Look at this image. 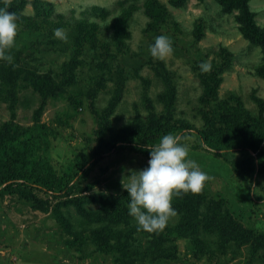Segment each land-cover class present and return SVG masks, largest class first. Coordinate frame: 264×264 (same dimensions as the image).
I'll list each match as a JSON object with an SVG mask.
<instances>
[{
  "label": "rangeland",
  "instance_id": "obj_1",
  "mask_svg": "<svg viewBox=\"0 0 264 264\" xmlns=\"http://www.w3.org/2000/svg\"><path fill=\"white\" fill-rule=\"evenodd\" d=\"M41 1L51 15L28 5L26 19H17L12 62L0 60V146L20 139L31 153L46 156L59 180L76 158L81 169L100 157L74 197L119 195L150 159L120 151L122 142L173 129L209 177L190 202L205 219L218 216L228 227L218 240L195 235L187 217L176 215L162 230L170 231L175 246L171 258L127 263L110 249L132 245L138 259L147 239L138 243L110 232L100 234L102 240L98 225L62 207L63 199L5 195L0 264H264V172L258 175L257 168L250 178L233 170L236 162L256 157L254 147L264 148V0L248 1L262 45L245 37L238 12H225L216 0L183 6L173 0ZM155 4L168 16L159 28L149 16ZM96 8L105 15L93 13ZM57 28L66 40L54 35ZM159 35L173 46L164 60L149 52ZM197 132L234 148L229 159L203 146ZM99 214L94 206L93 217Z\"/></svg>",
  "mask_w": 264,
  "mask_h": 264
},
{
  "label": "trees",
  "instance_id": "obj_2",
  "mask_svg": "<svg viewBox=\"0 0 264 264\" xmlns=\"http://www.w3.org/2000/svg\"><path fill=\"white\" fill-rule=\"evenodd\" d=\"M188 0H173L175 6H183ZM225 12L233 13L238 12V22L242 26V31L246 38L257 45L263 44V33L253 22V14L249 12L248 1L249 0H216ZM28 5H32L38 12H47L50 16L53 9L48 7V4L41 0H16L13 3L0 2V9H6L10 13L14 12L17 19H26L23 11ZM49 8V9H48ZM93 13H100L105 15L104 9H93ZM149 16L151 17L154 27L159 28L167 21L166 8L161 4H155L149 10ZM64 18V16H61ZM201 29L199 34L201 35ZM225 54V60L228 57V53ZM173 133V129L157 128L150 132L144 133L137 137L135 140H126L122 142L120 151L130 150L137 153L146 154L150 158L149 148L155 146L163 135ZM197 136L201 141V144L206 147L215 150H223L222 157L229 159V152L234 148H226L222 146L218 138L215 136L203 134L197 132ZM256 157H250L244 162H236L233 167L234 172L238 175H248L250 178H254L256 169L258 168V175L264 172V148L259 149L254 147ZM38 155L28 151L23 145L20 139L13 138L7 144L2 143L0 146V196H20V197H36L42 194L45 202H49L48 198L63 199L62 207L71 210L76 208L80 214L86 217L87 222L91 224H97L99 230L98 236L103 233L116 232L118 237L122 235H128L133 237L132 239L138 243H141L143 239L148 240V246L145 253L138 256V259H133L135 251L131 249L132 245L120 246L116 250L110 249V253L117 252L120 257L127 263L142 260L147 256L152 257L155 261L171 258V250L175 248L172 244V239L169 232H153L148 233L140 230L133 217L129 215V200L128 192L125 191L119 195H112L108 193H96L92 195H85L80 198H75L77 194H81L82 190L80 186L86 180L88 174L94 169L96 164L101 161L100 157H95L94 160H89L83 164L81 169H78L77 158L68 163L64 173L62 174V180H59L58 175L54 171V167L43 159L45 155ZM228 157V158H227ZM190 195L181 193L179 196H173L172 207L179 215L186 216L187 222L193 226V232L195 235L204 232V236L214 235L215 239L224 235V228L228 227V223H225L218 216H209L205 219L200 214V206L193 205L190 201L193 198L198 197V193H188ZM42 199V200H43ZM93 206V207H92ZM98 206L102 215H96L93 217L92 208ZM59 208V206L57 207ZM186 212V213H185ZM185 219V220H186ZM182 221V223L185 222ZM179 221L177 222V224ZM227 226V227H226ZM176 230H174L175 232ZM176 235H180L178 231ZM230 233V232H229ZM226 234V235H229ZM103 235H100V239L103 240ZM233 238H235L233 236ZM112 240V239H111ZM107 241V240H106ZM105 241V242H106ZM263 246V242H260ZM264 248V246H263ZM137 251V249H136Z\"/></svg>",
  "mask_w": 264,
  "mask_h": 264
},
{
  "label": "clouds",
  "instance_id": "obj_3",
  "mask_svg": "<svg viewBox=\"0 0 264 264\" xmlns=\"http://www.w3.org/2000/svg\"><path fill=\"white\" fill-rule=\"evenodd\" d=\"M18 34L17 17L14 12L0 9V60L12 62L11 50L16 45ZM57 38L66 40L62 28L54 30ZM150 55L164 60L173 53L170 38L159 35L149 47ZM202 71H209L210 65L201 64ZM183 136L169 133L149 148L148 167L137 171L130 182L123 186L129 200V215L138 228L148 233L162 231L169 219L177 215L172 207L173 196L181 193H198L209 179L198 163L189 158V148L181 143Z\"/></svg>",
  "mask_w": 264,
  "mask_h": 264
}]
</instances>
